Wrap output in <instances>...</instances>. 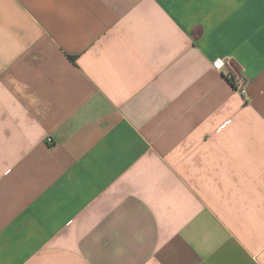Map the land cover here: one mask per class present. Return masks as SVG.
<instances>
[{
    "label": "crops",
    "instance_id": "1",
    "mask_svg": "<svg viewBox=\"0 0 264 264\" xmlns=\"http://www.w3.org/2000/svg\"><path fill=\"white\" fill-rule=\"evenodd\" d=\"M0 264H264V0H0Z\"/></svg>",
    "mask_w": 264,
    "mask_h": 264
},
{
    "label": "built area",
    "instance_id": "2",
    "mask_svg": "<svg viewBox=\"0 0 264 264\" xmlns=\"http://www.w3.org/2000/svg\"><path fill=\"white\" fill-rule=\"evenodd\" d=\"M217 65H219V67H217ZM228 65V62L224 59H217L213 62V66L217 69V70H224ZM226 78L232 82V84L240 89L243 87L244 85V79L241 77V76H235L234 74L230 73V72H227L226 73ZM48 143H51L52 142V139L51 138H47L46 140Z\"/></svg>",
    "mask_w": 264,
    "mask_h": 264
},
{
    "label": "snow or ice",
    "instance_id": "3",
    "mask_svg": "<svg viewBox=\"0 0 264 264\" xmlns=\"http://www.w3.org/2000/svg\"><path fill=\"white\" fill-rule=\"evenodd\" d=\"M217 67H219V65H217Z\"/></svg>",
    "mask_w": 264,
    "mask_h": 264
}]
</instances>
